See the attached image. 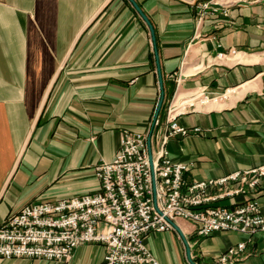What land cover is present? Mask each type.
Listing matches in <instances>:
<instances>
[{"label":"crops","instance_id":"obj_1","mask_svg":"<svg viewBox=\"0 0 264 264\" xmlns=\"http://www.w3.org/2000/svg\"><path fill=\"white\" fill-rule=\"evenodd\" d=\"M135 1L154 27L164 81L155 133L163 132L171 103L230 90L176 117L189 131L170 137L166 148L188 164L186 181L263 165L264 0H217L228 15L202 20L204 0ZM159 94L150 29L129 0H0V226L28 203L97 190L95 167L113 159L125 130H149ZM250 198L264 215V177L248 195L219 203ZM176 224L197 264H214L247 239ZM145 242L161 264H190L176 230L151 233ZM104 255L103 244L85 243L66 261L0 264H103ZM231 264H264V233Z\"/></svg>","mask_w":264,"mask_h":264},{"label":"built area","instance_id":"obj_2","mask_svg":"<svg viewBox=\"0 0 264 264\" xmlns=\"http://www.w3.org/2000/svg\"><path fill=\"white\" fill-rule=\"evenodd\" d=\"M220 14L228 15L217 0L201 2L200 20ZM224 56L226 53L218 54ZM228 91L212 97L200 93L179 105L171 103L163 132L152 134V165L148 131L125 130L113 159L95 167L97 190L51 202H31L4 221L0 258L66 261L80 245L100 243L105 246L103 264H161L147 247L146 237L175 230L171 222L185 220L195 225L199 235L220 231L245 235L246 240L222 252L214 264L236 261L247 242L256 233H264V215L256 199L233 205L219 201L256 189L264 177V164L188 183V164L174 160L166 148L170 137L188 134L176 121L179 114L195 103L225 99ZM159 123L157 119L155 128Z\"/></svg>","mask_w":264,"mask_h":264},{"label":"water","instance_id":"obj_3","mask_svg":"<svg viewBox=\"0 0 264 264\" xmlns=\"http://www.w3.org/2000/svg\"><path fill=\"white\" fill-rule=\"evenodd\" d=\"M129 2L132 4V6L135 8V10L138 12V14L141 16V18L145 21V23L148 25L149 29H150V33H151V37H152V42H153V46H154V54H155V59H156V64H157V73H158V81H159V100L154 112V116H153V120L152 123L150 125V128L148 130V136H147V144H148V151H149V160L150 163L152 165V134L155 128V122L158 119L160 112L163 108L164 105V101H165V90H164V81H163V75L161 72V68H160V61H159V56H158V50H157V44H156V35H155V30L154 27L152 25V23L150 22V20L148 19V17L146 16V14L143 12V10L140 8V6L137 4V2L135 0H129ZM174 229L180 234V236L182 237L185 246H186V253H187V257L188 260L190 262V264H197L194 259L191 256V249L189 246V242L186 239L185 235L183 234L182 230L180 229V227L175 223V222H171Z\"/></svg>","mask_w":264,"mask_h":264},{"label":"bare ground","instance_id":"obj_4","mask_svg":"<svg viewBox=\"0 0 264 264\" xmlns=\"http://www.w3.org/2000/svg\"><path fill=\"white\" fill-rule=\"evenodd\" d=\"M236 54H237V53L232 54V56H233V55H236ZM229 91H230V90H229ZM229 91H228L227 95L229 94ZM181 101H182V100L179 99L178 101H176V104L179 105ZM184 102H185V101H182V103H184ZM217 102H219V100H218V101H214V100H212V101H209L208 104H209V103H217Z\"/></svg>","mask_w":264,"mask_h":264}]
</instances>
